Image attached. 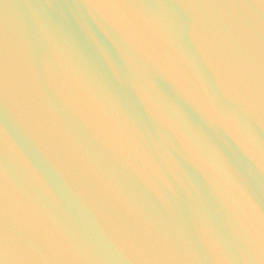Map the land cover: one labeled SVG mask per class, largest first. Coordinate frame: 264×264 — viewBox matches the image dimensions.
Returning a JSON list of instances; mask_svg holds the SVG:
<instances>
[{
  "label": "water",
  "instance_id": "1",
  "mask_svg": "<svg viewBox=\"0 0 264 264\" xmlns=\"http://www.w3.org/2000/svg\"><path fill=\"white\" fill-rule=\"evenodd\" d=\"M0 264H264V0H0Z\"/></svg>",
  "mask_w": 264,
  "mask_h": 264
}]
</instances>
